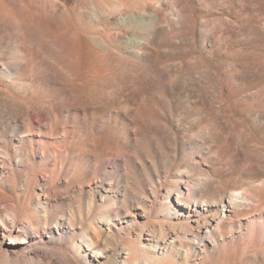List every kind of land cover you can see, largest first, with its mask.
<instances>
[{
  "label": "bare ground",
  "instance_id": "6f19581e",
  "mask_svg": "<svg viewBox=\"0 0 264 264\" xmlns=\"http://www.w3.org/2000/svg\"><path fill=\"white\" fill-rule=\"evenodd\" d=\"M0 264H264V0H0Z\"/></svg>",
  "mask_w": 264,
  "mask_h": 264
},
{
  "label": "rangeland",
  "instance_id": "374dc122",
  "mask_svg": "<svg viewBox=\"0 0 264 264\" xmlns=\"http://www.w3.org/2000/svg\"><path fill=\"white\" fill-rule=\"evenodd\" d=\"M173 59H174V57L171 60H167V58H166V59H163V61H173ZM176 101L180 102V100H176Z\"/></svg>",
  "mask_w": 264,
  "mask_h": 264
}]
</instances>
